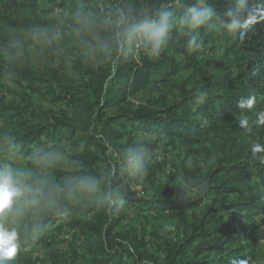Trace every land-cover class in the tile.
Returning <instances> with one entry per match:
<instances>
[{"label": "trees", "instance_id": "16d2710c", "mask_svg": "<svg viewBox=\"0 0 264 264\" xmlns=\"http://www.w3.org/2000/svg\"><path fill=\"white\" fill-rule=\"evenodd\" d=\"M237 9L239 24L231 31L229 13ZM55 10L66 16L58 39L46 20ZM205 10L210 12L200 28L184 23L193 11ZM164 13L171 14L172 30L160 54L149 56L151 45L139 38V26ZM129 27L137 31L120 53L119 34ZM18 31L27 38L8 42L9 33ZM0 35V81L12 80L40 102L0 103V157L30 154L66 137L79 149L68 157L75 181L99 182L96 193L74 194L49 212L56 181L48 173L44 201L28 211L35 218L17 227L19 250L12 261L35 263L23 250L34 238L49 264L256 262L264 153L254 155L251 144L264 143V126L253 123L264 110V0H0ZM218 47L220 60L209 73L203 55ZM181 71L190 75L179 83ZM155 86L157 93L144 98ZM132 97L141 99L134 103ZM250 97L256 98L252 108L237 106ZM47 104L66 109L55 113ZM241 116L248 129L239 125ZM172 150L184 157L172 163L177 173L161 182L162 164L153 157ZM197 155L206 162L195 189L173 188L180 168ZM140 213L180 222L179 237L150 247L145 226L137 225ZM62 216L83 237L81 251L60 249V227L52 225Z\"/></svg>", "mask_w": 264, "mask_h": 264}, {"label": "rangeland", "instance_id": "374dc122", "mask_svg": "<svg viewBox=\"0 0 264 264\" xmlns=\"http://www.w3.org/2000/svg\"><path fill=\"white\" fill-rule=\"evenodd\" d=\"M47 27L50 28V31L53 35L58 39L61 38V33L63 28L66 26V16L60 11L55 10L52 14L47 17ZM81 25V23H79ZM46 25H43V28ZM10 37L8 42L15 43V38L21 37L23 40L27 37L22 31L18 32H10ZM8 34V35H9ZM3 36V35H2ZM0 35V38L2 37ZM27 48V46H25ZM222 49L218 47L212 52H206L203 55L204 58V67L208 69L209 73L215 69L214 59L220 60ZM0 52H2L1 39H0ZM190 72L181 71L177 75V81L180 83L183 80H188ZM157 86L151 88L150 90H146L143 92V97L148 98L154 96ZM141 98L132 97V101L134 103H138ZM35 103L39 104L40 102L36 99H29L26 94L23 93L22 89H19L18 86L12 82L10 79H4L0 81V103H4L9 105L11 103L18 104L20 107H24L27 103ZM45 109H52L55 113H58L59 110H65V106L63 105H44ZM3 127V124L0 121V128ZM56 145H50L52 143L43 144L41 146H36L30 152V154H22V153H12L6 157H0V166L5 164L16 168V169H25L31 170L33 172V178L30 181L34 186L40 187L38 181H43V185L47 181L46 176L51 177L55 180V206L48 207V211L52 212L55 208L58 207L60 203L64 201H68L72 199V195H69L70 190L72 189L75 183V175L73 168L68 163L69 155L74 151H79L76 147L71 143L69 139L63 137L58 141ZM47 156L48 162L46 165H39L36 163L38 159L41 157ZM184 157L182 152L178 150H172L168 154L155 152L153 157L154 160L160 162L162 164V170L158 173V179L161 182H164L169 175L173 173H177V169L174 168L172 163L178 165L182 158ZM206 160L203 155H197L193 158L186 160L184 163V169L180 168V172L177 175V181L173 183L175 189L182 187L186 192L193 191L197 186L198 177L201 170H204V164ZM199 168L201 170L199 171ZM105 163L101 162L99 164L98 174L103 179L104 176ZM126 173L130 176L132 175L131 170L126 169ZM58 189H63V191H59ZM41 201H44V198H41ZM198 209L193 210L192 212H197ZM189 212V211H188ZM189 216V215H187ZM34 216H28V211L24 212L20 218L17 220L16 227L23 224L24 222H30L34 219ZM258 223L257 229V250L258 257L256 260L257 264H264V215H260L256 217ZM137 225L141 227V225L145 226V236L147 239V243L150 247H154L157 244L163 242L164 240L171 239L173 237H179V225L180 222L173 221L168 217L154 216L153 214L148 213H140L137 217ZM79 238H76V241H72L69 244V249L79 250L80 246H78L77 242ZM61 249V248H60ZM62 250V249H61ZM81 250V248H80ZM10 264H17L16 261H12Z\"/></svg>", "mask_w": 264, "mask_h": 264}, {"label": "clouds", "instance_id": "9594fccd", "mask_svg": "<svg viewBox=\"0 0 264 264\" xmlns=\"http://www.w3.org/2000/svg\"><path fill=\"white\" fill-rule=\"evenodd\" d=\"M210 10L203 12L193 11L190 18L186 19L184 23L188 27L195 31L204 25L208 18ZM170 13H164L160 20L146 21L139 26L141 36L145 47L151 45L147 50L149 56H158L165 46V39L168 33L172 30L173 25L169 23L168 17ZM231 22L228 24V29L234 31L239 21L236 19L241 15L239 9L229 13ZM137 30L133 27H129L120 35L119 40V52L124 53L125 45L131 46V42L134 39V33ZM195 43V36L188 41L189 47ZM256 103L255 97H250L246 101L240 100L237 102V106L241 109L247 107L252 108ZM257 128L264 126V110L256 113V119L253 122ZM239 125L243 128H249V121L247 117L241 116L239 118ZM253 154L264 153V143L253 142L251 144ZM133 157V159H137ZM264 161V156L259 157ZM48 157H41L36 161L39 165H46ZM135 171V166H133ZM33 178V172L31 170L16 169L7 164L0 166V264H7L8 261H12L16 257L19 250L20 234L16 227L17 220L26 211L32 210L39 206L41 203V197L43 193V181H38L40 187L34 186L30 181ZM63 191V189H58ZM99 190V182L95 178L81 177L77 179L69 192V195L77 193L81 194H94ZM48 206L54 207L55 202L48 201ZM243 264V262H242Z\"/></svg>", "mask_w": 264, "mask_h": 264}, {"label": "built area", "instance_id": "2783aa9c", "mask_svg": "<svg viewBox=\"0 0 264 264\" xmlns=\"http://www.w3.org/2000/svg\"><path fill=\"white\" fill-rule=\"evenodd\" d=\"M50 144V143H49ZM50 145H53L50 144ZM68 218L66 216H62L60 219L55 221V223L52 225L53 228L60 227L58 232V240H59V247L63 251H67L69 244L72 241H76V238H79V241L77 242L78 246H80L81 250L83 247V237H78L77 233L78 231L74 228H71L68 224ZM79 248V251H81ZM23 250L29 251L35 260L34 264H49L46 262V249L41 244H35L34 238H32L30 241L26 243V245L23 247ZM251 264H257L255 261Z\"/></svg>", "mask_w": 264, "mask_h": 264}]
</instances>
